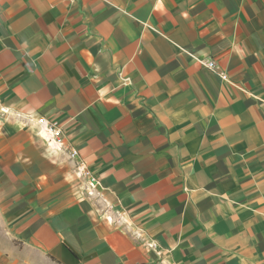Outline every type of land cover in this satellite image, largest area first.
<instances>
[{"label":"crops","instance_id":"crops-1","mask_svg":"<svg viewBox=\"0 0 264 264\" xmlns=\"http://www.w3.org/2000/svg\"><path fill=\"white\" fill-rule=\"evenodd\" d=\"M0 264H264V0H0Z\"/></svg>","mask_w":264,"mask_h":264},{"label":"built area","instance_id":"built-area-1","mask_svg":"<svg viewBox=\"0 0 264 264\" xmlns=\"http://www.w3.org/2000/svg\"><path fill=\"white\" fill-rule=\"evenodd\" d=\"M206 67L209 69H214L215 64L213 61H210L207 62ZM38 125H39L38 132L43 140H45L50 146H52L53 148H55L60 152L65 150L62 131L56 124L41 119ZM68 154L72 159L76 161L75 174L80 180L84 181L87 195L89 197H94L96 195L95 180L89 176V173L86 170L85 166L77 160L78 153L75 149L68 151ZM109 211L110 210L108 209L107 213H109ZM107 219L110 222L114 221L111 216H107ZM120 221H122V219L118 217V219L115 222L120 223Z\"/></svg>","mask_w":264,"mask_h":264}]
</instances>
